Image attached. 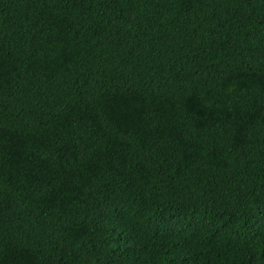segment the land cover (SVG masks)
<instances>
[{"label": "trees", "instance_id": "obj_1", "mask_svg": "<svg viewBox=\"0 0 264 264\" xmlns=\"http://www.w3.org/2000/svg\"><path fill=\"white\" fill-rule=\"evenodd\" d=\"M0 264H264V0H0Z\"/></svg>", "mask_w": 264, "mask_h": 264}]
</instances>
